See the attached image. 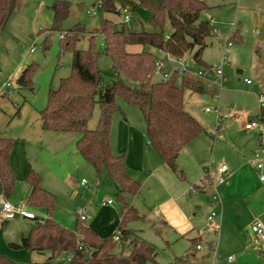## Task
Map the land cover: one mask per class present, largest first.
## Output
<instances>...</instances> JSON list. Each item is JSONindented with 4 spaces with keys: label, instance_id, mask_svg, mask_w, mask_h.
<instances>
[{
    "label": "rangeland",
    "instance_id": "obj_1",
    "mask_svg": "<svg viewBox=\"0 0 264 264\" xmlns=\"http://www.w3.org/2000/svg\"><path fill=\"white\" fill-rule=\"evenodd\" d=\"M53 1L17 0L15 10L7 21L4 32L0 34V88H3L7 83L12 84V90L9 93L6 92V89L3 90L4 94L0 96V135L12 139L13 144H24L28 155L34 156L35 154L44 162L49 163L52 170L67 181L68 195L69 192L77 191L72 202L61 197L59 202L61 209L57 210V216L59 213H63L62 218L64 217V220L72 226L66 228L74 229L76 214L79 208L84 206L82 203L86 200H90L93 206L102 201L111 200L114 207L119 209L116 190L109 180L97 181L94 169L76 157L75 138L78 135L74 133L56 134L40 129L39 111L46 106L49 90L56 89L59 81L70 74L71 53L61 49L60 34L76 24L83 25L86 32L76 43V48L86 50L89 37L94 36L93 45L101 53L97 66L102 73L108 74L111 71V61L108 56L102 54L100 23L102 19H105L111 22L114 30H121L124 17L122 7L125 5L120 1L113 0L119 14H102L101 16L96 8L98 0H66L70 3V14L59 24L57 31H52L53 14L50 6ZM130 1L136 3L135 0ZM205 2L207 9L202 12L201 20L210 23L212 35L207 39V46L201 53V60L208 66L216 67L220 64L223 47H225L227 66L223 67V74L226 79L219 88L212 83L211 77L206 76L203 78L205 81L202 84V92L184 91V110L198 122L204 132L194 138L177 158V169L182 172L184 179H180L181 177L170 170L166 173L169 178L168 184L173 185L169 184L168 186H171L169 189L173 190L174 187L183 189L181 194L185 200H188L185 202L187 210L184 222L195 229L193 232L187 231L182 236L163 222L171 211L173 203L169 201L166 192L161 191L153 194L148 192L147 185L142 186L141 178L149 172L147 169L149 161L146 158L143 164L144 169L141 172L135 171V176L132 177L140 183V193L135 197L123 195V199L143 217L140 221L129 223L128 228L134 230L155 247L157 254L155 264H178L176 259H182L185 255H188V258L184 264H210L212 261L214 264H233L234 261L226 262L227 258L235 256L229 242L232 244L240 241L249 246L251 239V235L245 227L250 215L241 210L237 211L236 219H228L229 223L234 221L235 224H238L237 230L230 229L231 232H229L230 230L225 229L227 233H224L222 237L217 232H212L215 218L212 222H208L207 217L212 211L218 213L217 208L212 207L214 209H211L208 203V199H211L213 193L209 188L204 193L197 190L195 194H192L190 190L193 185L199 186V182L203 179H205L204 183L217 182V168L224 164L222 149L227 152L229 149L224 147L231 145L228 138L224 137L222 140V138L215 137V115L206 113L205 108L217 109L221 116H231L233 113L241 115L242 110L250 107L254 101L259 103L255 90L260 88V85L262 88L264 87V81H255L254 74H252L251 38L256 32L252 28L253 12H239L238 0H206ZM261 5L264 7V2ZM144 11L145 13L140 15L133 13L132 19L130 18L126 27L134 31L132 28L136 27L137 20L143 21L146 16H149L148 10ZM233 22L238 27L233 28ZM152 27L157 31L154 25ZM237 28L241 42L233 41L227 46L224 38L234 30L236 31ZM164 31L166 34L171 31L168 24L165 25ZM31 49L34 51L30 52ZM147 49L154 54L156 61L162 62L166 68L172 67L173 63L168 61V57L164 53H157L152 48ZM259 51L263 52L261 58H264V48ZM185 58L192 60L191 55H186ZM28 66L36 67L32 76L33 91L19 89L15 84L21 71ZM204 70L192 60V68L187 75L195 76L198 71ZM237 70H240V73H237ZM153 80L161 81L157 75H154ZM245 80H249L251 85L248 86ZM116 104L120 111L115 114L111 129L113 154H116L113 142L116 135L115 123L116 119L122 118V115L146 138L145 124L139 110L134 106H126L119 98L116 99ZM98 117L99 109L98 106H95L88 123L89 129L96 126ZM252 120L249 119V121ZM232 148L235 147L232 146ZM150 151L152 155H155L154 150ZM81 180L86 182L85 190L84 188L79 190L74 188L75 185L78 187ZM22 185L17 190L14 187L11 197L6 198L13 206L24 203L23 200L26 196L24 195V184ZM65 208H68V211L73 208V214L67 216L64 213ZM91 208L89 206L87 211H90ZM40 212L41 210H36L31 213L34 217L43 218L45 212L44 215H41ZM88 214L92 213L88 212ZM51 218L55 220L53 215ZM2 221L4 220L0 217V222ZM32 223L34 221L26 218L5 220L3 226L0 227V245L5 240L10 242L21 232H28ZM88 223V221L82 222L86 226ZM62 226L65 227V225ZM198 230L202 231V237L207 234L210 236L209 239H213L211 245L200 239L198 245L201 251H195L194 246L190 247V241L195 238L194 235ZM5 246L8 247V243ZM260 246L264 248V243ZM27 255L23 259V263L42 264L48 258V253L33 252L28 257Z\"/></svg>",
    "mask_w": 264,
    "mask_h": 264
},
{
    "label": "trees",
    "instance_id": "obj_2",
    "mask_svg": "<svg viewBox=\"0 0 264 264\" xmlns=\"http://www.w3.org/2000/svg\"><path fill=\"white\" fill-rule=\"evenodd\" d=\"M151 15L157 31H131L123 24L114 30L108 20H101L99 34L102 37V54L109 57L111 71L102 73L97 61L100 52L89 37L86 50H78L76 43L86 32L76 24L60 34V47L71 53L70 74L61 79L56 89H50L46 106L39 111L41 128L45 131L74 133L76 153L92 166L97 181L109 180L115 187L119 206V223L115 233L101 238L76 217L74 229H67L52 220L56 197L41 187L40 176L30 170L25 183L30 188L24 205L31 209H43L45 218L34 217L28 234L21 235L18 243H9L14 251L48 253L42 264H155V247L128 228L129 223L142 220V216L123 199V195L135 197L140 192V183L126 171L123 155H114L110 146V130L114 116L119 112L116 99L126 106L136 107L145 124V134L150 148L163 164L180 179L177 158L184 147L204 132L198 122L184 110V91L202 92L203 86L187 74L167 81H154L156 60L154 54L164 53L171 57L191 55L192 60L206 71L212 67L201 60V53L212 35L208 21L201 20L207 9L202 0H135ZM17 0H0V34L15 10ZM52 31L68 18L70 3L54 0L51 3ZM99 14H119L113 0H98ZM171 31L166 34L165 25ZM240 43L235 31L228 42ZM139 48L133 51L128 48ZM257 58L258 50H255ZM35 66L21 71L15 84L19 89L33 91L32 76ZM179 83L177 84V82ZM95 106L99 117L93 129L88 128ZM256 118L264 123V104L259 107ZM13 140L0 135V193L10 198L14 192L15 178L9 166V154ZM195 189L199 186L193 185ZM5 220L0 222L3 226ZM115 234L119 235L116 241ZM195 248L199 239L190 241ZM264 262V250H259ZM178 264L185 262L177 261ZM0 264H33L17 262L0 255Z\"/></svg>",
    "mask_w": 264,
    "mask_h": 264
},
{
    "label": "crops",
    "instance_id": "obj_3",
    "mask_svg": "<svg viewBox=\"0 0 264 264\" xmlns=\"http://www.w3.org/2000/svg\"><path fill=\"white\" fill-rule=\"evenodd\" d=\"M117 1H120L123 5H125L124 7H122L123 16L126 13L132 19L133 13H137L139 15L145 13L144 10L146 9L140 7L137 4V2L136 3L131 2L130 0H117ZM202 1L206 4L205 2L206 0H202ZM262 2H264V0H238L239 12H243V13L248 11L253 12V17H251L252 28L256 32L255 35L252 36L251 38L252 39L251 49H252V58H253L252 74H254L255 81H264V58H261L263 52L259 51V49L264 48V7L261 5ZM149 16H146V18L143 21L137 20V23L135 25L136 27L132 28V30H134L135 32L141 30L154 32L155 30L152 27V25L154 24L151 21L150 13ZM122 22L123 24L125 23L124 20H122ZM232 27L236 28L238 26H236V24L233 22ZM236 31L237 32L239 31L238 28L236 29ZM231 35L232 33L230 35H227V37L225 36L226 38H224V40L227 41V39ZM256 49L258 50V54H259L258 58L255 52ZM132 50L138 51L139 48H135ZM224 51H225V47H223L222 53H224ZM168 61L173 63L172 60L170 59H168ZM173 66L174 63L172 67ZM237 73H240V70H237ZM190 77L201 83V85L205 81L202 78L196 77V75ZM250 85L251 83L248 86ZM256 91L257 94L255 95H258L259 93L264 92V87L262 88L260 85V88L255 90V92ZM259 107H260V103L257 104V102L254 101V103L250 107L242 110L241 115L233 113L231 114V116H228L227 119L222 120L218 126L216 124V120L214 116V122H215L214 127L216 132L215 137L222 138V140L224 137H226L228 138L231 144L230 146L228 145L225 146V144H222V146H225L224 147L225 149L226 148L227 150L229 149V151L227 152L226 150L222 149V155L224 161L223 162L224 164L222 165H226L227 167V171L229 175L228 184L222 185V184H218V182L214 183L213 181L204 183L203 180L205 179H203L199 182L201 186L199 185V187L196 189V192L197 190H199V192L204 193L205 190L209 188L213 193L211 198L213 196H217L218 200L215 203H211V199H208V203L211 209H214L212 207H216L218 210V213L216 212V216L214 217L215 223L213 224L211 230L214 233L217 232L220 237L224 236V233H227L226 232L227 230L230 229L234 231L237 230L238 224H235L234 221L233 223L231 222L229 223L228 219L229 220L236 219L238 213L237 211L239 210L245 212L247 215L248 214L250 215L249 216L250 219L246 221L247 224L245 226L249 231L250 235H251L250 225L255 220L261 221L264 225V185H262L258 181L257 172L254 169V157H253L255 153H259L262 157H264V151L260 150V131L258 129H254L250 131H246L244 129V124L247 121H249V119H253V120L257 119L256 116L259 112ZM116 120H117L115 123L116 135H115V140L113 141L115 143L114 148L116 149L115 150L116 154L115 153L114 154L123 155L127 174L132 178L135 176L134 174L135 171L141 172L144 169L143 164L146 158L149 161V167L147 168L149 172L141 178L142 186L147 185L149 193L152 192L154 194L161 191L166 192L167 196H169V201L173 203V207L171 211L169 212V214H167V218L166 220L164 219L163 222L169 227H171L173 230H175V232L177 231L178 234H182V236L183 234L185 235L187 231L193 232L195 228L184 222L185 211L187 210L185 208L186 207L185 202H188V200H185L183 198V194H181L183 189H179L178 187H174L173 190L169 189L171 188V186H173L171 185V183H169L171 186H168L169 184L167 182L169 178L167 177L166 173L169 169L163 164V162L159 159V157L156 155L154 151L153 152L155 155H152V153H150L151 152L150 150L153 149H150L148 147L149 145L147 139L145 138V135H143L140 131H138V129L130 125L128 123L129 121H127V118H125L123 115L122 118ZM113 124H114V119L112 125ZM262 124L264 126V123ZM39 125H40V129L43 130L41 128L40 121H39ZM112 125H111V129H112ZM222 131L224 133V136ZM53 133L69 134V133H59V132H53ZM111 134L112 133L110 130V146H111V151L113 153V146L111 145L112 143ZM76 140L77 137L75 138V142ZM232 146H234L236 149L232 148ZM184 149L181 151V153L184 151ZM75 154L76 157L79 158V160L85 162L76 153V151ZM85 163L88 164L87 162ZM9 166L15 178V190H17V188H20L21 185L24 184L25 196H27L30 192V188L25 183L26 174L30 170L35 171L40 176L41 187L44 190L54 194L56 197V205H55L56 208L52 214L53 218L55 219L54 221H57L56 223L59 222L58 224L61 226L65 225V227L62 226L64 228L72 227L71 224H68L69 222L64 220V217L62 218L63 213L62 214L59 213V216H57L58 215L57 210L58 208L59 210L61 209L59 204L61 197H65V199L70 200V202H72L77 194V191L69 192L70 194L68 195L67 190H69V186L67 181L64 180V178L59 177L57 173L52 170L51 165L49 163L44 162L41 158H39L35 154L34 156L28 155L24 144H12L11 152L9 154ZM85 187L86 185L81 186L80 182L78 183V187L76 185L74 186V188L78 190L80 188H84L85 190ZM0 195L6 201L8 200L2 193H0ZM102 202L100 204L93 206L92 205L93 203L90 200H86L85 202L82 203V205L84 206L82 208L80 207L79 210H81L80 215L85 217V220L82 222L88 221L89 223L87 224V226L93 232H95L101 238H106L112 235L113 233H115L116 231L117 225L119 223V214H118L119 210L117 207H114L113 202L111 205H102ZM76 204L79 205L80 203H76ZM89 206H91L92 208L90 209V211H87ZM25 208L29 212L41 210L40 212L41 215H44L45 212L43 209H31L26 206ZM78 212L76 214V217H79ZM88 212L92 214H88ZM64 213L67 216H71L73 214V208L70 211H68V208H65ZM208 217H207L208 222H212L214 220L213 218L212 220L209 221ZM43 218H45V216H43ZM31 227L32 225H30V229ZM30 229L28 230V232L30 231ZM231 230L229 232H231ZM28 232L19 233V235L13 238L10 242L8 240H5L4 243L1 242L2 244L0 245V253L2 254L0 255H5L14 261L22 262L23 259L26 258V255L28 254L27 255L28 257L30 253L23 250L14 251L9 249V247L5 245L6 243L8 244L18 243L20 236L26 235L28 234ZM202 234L203 233L201 230L196 231V234L194 235L195 238L193 239H199V240L202 239L211 245L213 239L212 238L209 239L210 236L207 234H204V237H202ZM263 243L264 242H261L258 245H253L252 235L248 244L250 247L240 241L232 244L229 242V245H231L232 248L231 251L235 256L231 260H228L227 258L226 262L232 263L234 261L233 264H264V262L262 261L259 255V250L260 249L264 250V248L260 246ZM190 247H192V245H190ZM194 249L195 251H201V250H196L195 247ZM217 249H219V247H217ZM176 260L180 262L187 261V260L182 261V259H176ZM210 264H214V262L212 261V263Z\"/></svg>",
    "mask_w": 264,
    "mask_h": 264
},
{
    "label": "built area",
    "instance_id": "obj_4",
    "mask_svg": "<svg viewBox=\"0 0 264 264\" xmlns=\"http://www.w3.org/2000/svg\"><path fill=\"white\" fill-rule=\"evenodd\" d=\"M123 20L125 23H127L130 20V16L125 13ZM225 44L228 46L230 45V43L228 42V39H227V41H225ZM33 51H34V49L30 50V52H33ZM167 57H168V59L172 60V62L174 63V66L171 68H166V66L160 61L156 62L154 75L159 76L161 81H167L171 77H175V78L179 79V78L183 77L184 75H186L187 73L190 72V70L192 68V60L186 59L185 56H183V57H171V56L167 55ZM226 64H227L226 63V56L224 53H222V57H221L219 65L212 68L210 71H206V70L198 71L196 73V76L198 78H202V79L205 78L206 76H209L212 79V83L215 86L220 88L223 84V81L225 80V76L223 74V67ZM245 82L248 85L250 84L249 80H246ZM5 89H6V92L9 93L12 90V84L7 83V84H5V86H3V88H0V96L4 94L3 90H5ZM257 98H258V101L260 103V106L263 105L264 104V92L259 93L257 95ZM205 111L207 113H214L217 126L220 124V122L222 120L228 118V116H221L218 113L217 109L211 110L209 108H206ZM244 129L246 131H250V130H254V129H258L260 131V150L264 151V141H263L264 126H263V124L258 119H254L252 121H247L244 124ZM253 157H254V169L257 172L258 181L262 185H264V157H262L259 153H255ZM217 176H218V178H217L218 184H222V185L228 184L229 175H228L226 165H221L220 167L217 168ZM80 185L85 186L86 185L85 180H81ZM190 190L192 193L196 192V189L193 186ZM217 200H218L217 196H213L211 198V203H215ZM111 204H112L111 200H107L105 202H102V205H111ZM80 214H81V210H79V212H78L79 219L81 221H84L85 217L80 215ZM0 216L3 220H12V219H15L17 217L26 218V219L34 218L33 213L27 211L24 203L22 205L13 206L1 196H0ZM215 216H216V213L211 212V214L208 217V220L209 221L212 220ZM250 232L252 235V244L253 245H258L259 243L264 242V225L261 221L255 220L250 225ZM113 239L117 241L119 239V235L115 234L113 236ZM196 250H200L199 245L196 247ZM187 258H188V255H185L182 258V261L187 260ZM231 259H232L231 257L228 258V260H231Z\"/></svg>",
    "mask_w": 264,
    "mask_h": 264
}]
</instances>
